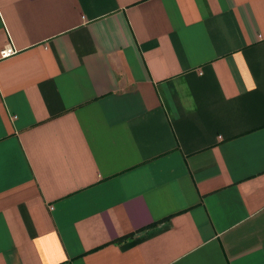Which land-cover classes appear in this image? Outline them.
Listing matches in <instances>:
<instances>
[{"label":"crops","instance_id":"crops-1","mask_svg":"<svg viewBox=\"0 0 264 264\" xmlns=\"http://www.w3.org/2000/svg\"><path fill=\"white\" fill-rule=\"evenodd\" d=\"M0 264H264V0H0Z\"/></svg>","mask_w":264,"mask_h":264},{"label":"built area","instance_id":"built-area-1","mask_svg":"<svg viewBox=\"0 0 264 264\" xmlns=\"http://www.w3.org/2000/svg\"><path fill=\"white\" fill-rule=\"evenodd\" d=\"M15 53H16V52H15V50L13 49V47H11V46H7V47H5V48L2 49V51H1V56H2V57H7V56H10V55L15 54Z\"/></svg>","mask_w":264,"mask_h":264}]
</instances>
